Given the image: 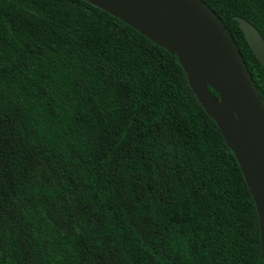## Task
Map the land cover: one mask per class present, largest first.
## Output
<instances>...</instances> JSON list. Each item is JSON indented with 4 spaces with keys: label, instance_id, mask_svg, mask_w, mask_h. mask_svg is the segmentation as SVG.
Returning a JSON list of instances; mask_svg holds the SVG:
<instances>
[{
    "label": "trees",
    "instance_id": "1",
    "mask_svg": "<svg viewBox=\"0 0 264 264\" xmlns=\"http://www.w3.org/2000/svg\"><path fill=\"white\" fill-rule=\"evenodd\" d=\"M203 1L264 100L235 20L264 37V0ZM0 264H264L239 162L177 56L87 0H0Z\"/></svg>",
    "mask_w": 264,
    "mask_h": 264
},
{
    "label": "water",
    "instance_id": "2",
    "mask_svg": "<svg viewBox=\"0 0 264 264\" xmlns=\"http://www.w3.org/2000/svg\"><path fill=\"white\" fill-rule=\"evenodd\" d=\"M87 1L177 56L239 162L259 215L264 261V100L231 32L203 0ZM235 20L264 67V37L246 19Z\"/></svg>",
    "mask_w": 264,
    "mask_h": 264
}]
</instances>
